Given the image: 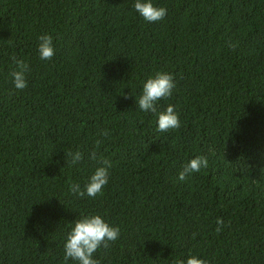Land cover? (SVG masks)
<instances>
[{
	"label": "trees",
	"instance_id": "16d2710c",
	"mask_svg": "<svg viewBox=\"0 0 264 264\" xmlns=\"http://www.w3.org/2000/svg\"><path fill=\"white\" fill-rule=\"evenodd\" d=\"M134 2L0 0V264H63L89 214L120 229L100 264H264V0H151L167 11L157 22ZM12 56L28 65L23 90ZM157 71L174 77L157 105L179 129L157 131L136 104ZM196 156L207 168L178 180ZM100 158L113 164L102 194L70 192Z\"/></svg>",
	"mask_w": 264,
	"mask_h": 264
},
{
	"label": "clouds",
	"instance_id": "9594fccd",
	"mask_svg": "<svg viewBox=\"0 0 264 264\" xmlns=\"http://www.w3.org/2000/svg\"><path fill=\"white\" fill-rule=\"evenodd\" d=\"M133 9L147 22H157L165 18L167 11L164 7H156L151 0H135ZM38 54L42 60H51L54 56L53 38L44 34L38 37ZM232 47V45H230ZM15 67L9 73L12 78L13 86L17 90H23L27 87L25 72L28 69L27 63L11 57ZM176 84L172 74L157 71L153 76L147 78L143 83L142 93L136 100L139 109L144 112H151L156 116L157 131L167 132L170 129H179L180 119L173 106L168 105L163 111L158 110L157 102L162 99L170 98ZM102 135L107 136L104 132ZM101 141H96L99 145ZM72 156L71 163L76 164L82 159V154L69 153ZM92 160H97L96 152L90 154ZM94 172L88 178V182L84 185L83 190L78 183H70L69 190L73 194L84 197L95 198L102 194V189L108 183L109 169L113 167L110 160L100 158ZM207 158L204 156H196L182 166L177 179L185 180L192 173L199 172L201 168H207ZM215 231L219 233L225 227L223 219L217 218ZM120 235V229L116 226L109 225L100 215L89 214L81 216L72 222L71 230L66 234L64 243L63 264H67L71 259L77 264H100V261L93 258V254L98 249H107L110 242H115ZM174 264H208L206 259H199L195 256H188L185 260L177 259Z\"/></svg>",
	"mask_w": 264,
	"mask_h": 264
}]
</instances>
